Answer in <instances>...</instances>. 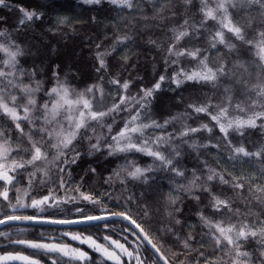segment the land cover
<instances>
[{
  "label": "snow or ice",
  "instance_id": "obj_1",
  "mask_svg": "<svg viewBox=\"0 0 264 264\" xmlns=\"http://www.w3.org/2000/svg\"><path fill=\"white\" fill-rule=\"evenodd\" d=\"M77 2L94 11L92 6L105 0ZM107 3L133 30L117 35L110 48L95 53L100 75L84 87L62 80L55 71L51 86L45 87L36 71L22 63L28 53L14 32L42 20L43 12L21 6L18 25L12 31L0 30V202L13 212L31 208L40 213L82 202L95 208L101 204L100 194L81 191L83 184L71 181L70 166L99 153L104 159L123 160L106 179L109 185L118 182L127 188L130 183L151 186L150 182L167 181V189L162 185L156 189L157 211L164 209L167 224L155 229L127 206L118 211L101 208V214L86 213L78 206L75 212L80 215L65 219L5 213L0 225L31 222L95 228L64 231L51 242L9 238L10 243L33 252L5 251L0 264H41L35 258L37 252L52 254L51 264H264V183L260 182L264 181V143L259 142L264 139V0ZM0 7H8L6 0H0ZM56 23L63 27L70 21L64 18ZM140 28L162 30V38L149 36L148 43L161 53L164 74L135 92L132 80L111 76L107 83L113 87L106 89L107 57L127 49V62L130 42L135 43L134 36L139 34L134 29ZM165 83L175 85V89L169 87L171 91L189 83L200 87L192 89L194 98L185 111L161 121L153 102ZM194 118L197 126L187 123ZM205 132L207 137L197 135ZM257 133L259 139L253 141ZM212 148L216 153L210 152ZM225 152L233 167L241 165L239 174L227 167L221 170L205 158L214 155L221 163ZM141 157L151 162L143 164ZM245 164L259 167L245 175ZM89 171L96 169L89 166ZM59 190L64 197L55 194ZM185 199L195 202L199 227L206 230L200 233V241L191 232L181 236L171 226L173 221L181 224L175 213L182 210ZM143 216L151 217L147 205ZM108 220L126 223L119 229L104 224L105 231L97 235L100 222ZM169 235L175 244L164 239ZM0 236L9 234L0 232ZM63 237L86 247H75ZM88 249L98 255L93 257Z\"/></svg>",
  "mask_w": 264,
  "mask_h": 264
},
{
  "label": "trees",
  "instance_id": "obj_2",
  "mask_svg": "<svg viewBox=\"0 0 264 264\" xmlns=\"http://www.w3.org/2000/svg\"><path fill=\"white\" fill-rule=\"evenodd\" d=\"M6 2L8 7H0V30L7 28L9 31H12L18 25L19 18L22 15L19 12V7L21 6L27 10H36L37 12L44 13L42 20L35 21L30 27L24 26L18 33L14 32V36L28 53V55L21 58L22 63L26 68L36 71L37 78L45 82V87L51 86L54 71L59 73L62 80L68 79L73 85L80 87L94 82L100 75L96 72L98 62L96 61L95 53L110 48L117 35L133 30L126 20L116 16L113 6L108 4L107 0H105L103 5H93L94 11L88 10V6L78 3L77 0H6ZM53 4L57 5V7H53ZM92 17L96 18L95 21ZM64 18H67L70 23L63 27L57 26L56 21ZM139 23L143 25L145 21H139ZM147 23L155 22L148 21ZM134 31H138L139 34L134 36L135 43L130 42V56L127 62L124 59L125 52L128 51L127 49L113 53L107 57L109 68L107 72L103 73L106 89L113 87L110 83H107L111 76L119 75L122 79L132 80L133 86L131 91L135 92L139 90L140 86L150 87L159 79L161 74H164V63L161 53L155 46L148 43L149 36L152 39H156L157 37L162 38V30L158 28L149 30L140 28L134 29ZM97 44L101 45L100 49L96 48ZM170 75L171 69H169ZM169 87L175 89L174 84L169 86L165 83L162 85V90L156 93V98L153 102L154 114L161 121L165 116L185 111L186 103L194 98L192 89L199 88L200 86L189 83L185 84L182 89H176V91L168 90ZM181 96L183 97V101L180 99ZM199 98H204L202 93L199 94ZM188 111L191 112L190 109ZM192 115L193 117L196 116L195 113H192ZM187 123L197 126L199 121L194 118L187 120ZM216 134L219 135L218 130ZM197 135L207 137L208 133H199ZM251 139L253 141L258 140L259 133L252 136ZM259 142L264 143V139H260ZM216 151L215 148L210 149L211 153H216ZM221 156L223 160L221 163H217V158L214 155H207L205 158L221 170L227 167L229 171H234L237 174L241 172V165L235 163L233 167L234 162L227 160L226 152L221 153ZM141 162L147 164L151 161L147 157H141ZM118 163H123L121 157L104 159L98 153L92 157L84 156L77 164L70 166L71 181H75L77 184L82 183L83 188L81 191H92L100 194L101 204L95 208L90 204L82 202L79 205L76 203L64 204L59 209L50 208L40 213L34 209L13 212L5 202H0V219L4 218L5 213L9 215L36 214L44 218H77L80 214L75 212V208L78 206L84 208L86 213L94 214H101V208L118 211L127 206L141 222H147L155 229L166 226L168 218L164 213V209L161 207L157 211L156 189L161 185L164 189H167V181L157 180L150 182L151 186L130 183L127 188L118 182L112 185L105 183L112 169ZM188 163L191 166L192 161H188ZM89 166L95 168L96 172L92 173L89 171ZM253 167L258 168L259 165H243L244 174L248 175ZM152 175L162 176L163 173H153ZM23 182L26 184V178ZM260 182L264 183V181ZM54 187L58 189V182ZM44 191L46 192L47 189ZM33 194L35 195L36 193L34 192ZM55 194L59 197L65 196L63 190L56 191ZM10 196L14 200L15 192H10ZM129 196H134L136 199L129 201ZM237 200L239 201V198ZM145 205L148 206L151 213V217L147 219L143 216ZM181 209L180 212L175 213L180 218L181 224L176 225L173 221L171 226L181 236H187L191 232L196 237V241H200V233L206 230L199 227V221L195 214V202L185 199L181 205ZM105 224H109L112 227H121L123 223L113 224V222H109ZM103 225L101 224V227L96 230L97 235L105 231ZM84 228L94 229L95 226L90 225L74 229L7 226L0 231L9 234L8 237L0 236V254H4L5 251L11 252L15 250H20L26 254L33 252L31 249L22 248L19 245L10 243L9 238L13 240L22 238L49 242V238L57 237V234L60 232H71ZM20 229H25L26 231L20 232ZM112 234L114 238H120L116 233ZM161 235L163 236V233ZM164 239L168 240L170 245L175 244V238L170 235L165 236ZM194 246L198 247V244H194ZM176 247H179V244H176ZM200 251L210 252L211 249L200 248ZM90 254L93 257L98 255L94 252H90ZM35 258L40 259L44 264H48V259L41 252H37Z\"/></svg>",
  "mask_w": 264,
  "mask_h": 264
},
{
  "label": "water",
  "instance_id": "obj_3",
  "mask_svg": "<svg viewBox=\"0 0 264 264\" xmlns=\"http://www.w3.org/2000/svg\"><path fill=\"white\" fill-rule=\"evenodd\" d=\"M109 222H113V221L108 220V221H102L100 223L105 224V223H109ZM121 223L125 224L126 222H121ZM7 226H37V227H49V228H58V229H74V228L90 226V225H84V224H80V225H54V224H47V223H31V222H29V223H16V222H12V223H8V224L0 225V231Z\"/></svg>",
  "mask_w": 264,
  "mask_h": 264
},
{
  "label": "rangeland",
  "instance_id": "obj_4",
  "mask_svg": "<svg viewBox=\"0 0 264 264\" xmlns=\"http://www.w3.org/2000/svg\"><path fill=\"white\" fill-rule=\"evenodd\" d=\"M12 202L14 203V202H15V199H14ZM30 209H31V208H27L26 210H30ZM21 210H25V209H19L18 211H21ZM34 227H37V226H34ZM115 228L119 229L120 226L115 227ZM61 234H62V232L58 233V234H57V237H61ZM53 238H54V237L49 238V239H50L49 242H51ZM133 239H134V238H133ZM63 240L66 241L67 243H69V244L75 246V247H82V248H85V247H86V246H83V245H79V244H78L77 242H75V241L68 240L67 237H63ZM88 251L91 252L90 249H88ZM41 253H42L43 255H45L46 258L48 259V264H51V260L49 259V257H50V255H52V254H44L43 252H41ZM41 264H44V263L41 262Z\"/></svg>",
  "mask_w": 264,
  "mask_h": 264
}]
</instances>
